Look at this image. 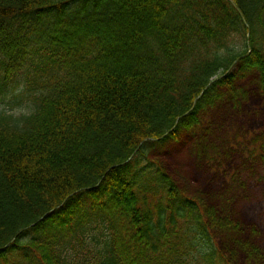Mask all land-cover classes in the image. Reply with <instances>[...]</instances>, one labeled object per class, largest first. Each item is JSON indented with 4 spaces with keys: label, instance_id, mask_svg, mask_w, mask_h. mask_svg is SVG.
<instances>
[{
    "label": "trees",
    "instance_id": "trees-1",
    "mask_svg": "<svg viewBox=\"0 0 264 264\" xmlns=\"http://www.w3.org/2000/svg\"><path fill=\"white\" fill-rule=\"evenodd\" d=\"M233 1L243 18L229 0H0V96L34 102L0 111V264H264L234 206L264 181V131L202 115L240 78L264 96V0ZM183 131L216 194L154 158Z\"/></svg>",
    "mask_w": 264,
    "mask_h": 264
},
{
    "label": "rangeland",
    "instance_id": "rangeland-1",
    "mask_svg": "<svg viewBox=\"0 0 264 264\" xmlns=\"http://www.w3.org/2000/svg\"><path fill=\"white\" fill-rule=\"evenodd\" d=\"M253 82L247 77L236 80L238 88L244 90L243 96L240 97V105L233 111L229 104L221 105L217 109H210L202 115L207 119L218 122L222 121L225 126L237 127L239 131L251 134H257L264 131V96L258 92L256 86L251 85ZM10 101L19 110L20 101L10 98ZM6 110L0 106V111ZM226 134L224 130H218L216 135ZM182 135V137H181ZM176 141L166 143L165 150H157L153 156L159 158L165 167L172 174H180L186 176L195 188L208 191L209 195L216 194L223 188L225 179L223 173L221 175L214 174L207 165H201L199 162L188 158L186 152L188 145L187 140L191 135L188 132H182ZM243 160L242 154L235 151L231 153V158L227 161V170L237 168ZM255 172L262 173L264 167L259 163L254 166ZM225 170V167H224ZM241 170V169H240ZM247 184L246 199L238 201L234 206L239 210V218L244 225H256L261 232L264 233V181L255 180V178H245ZM248 215L250 217H248Z\"/></svg>",
    "mask_w": 264,
    "mask_h": 264
},
{
    "label": "bare ground",
    "instance_id": "bare-ground-1",
    "mask_svg": "<svg viewBox=\"0 0 264 264\" xmlns=\"http://www.w3.org/2000/svg\"><path fill=\"white\" fill-rule=\"evenodd\" d=\"M229 2H230V4L232 5V6H234V1L233 0H229ZM236 4V3H235ZM237 10H238V12H239V14H240V16L243 18V14H242V12H241V10L239 9V7H238V5L236 4V6H234ZM27 43H29V41H27ZM47 76H48V74L46 73V70H42V71H40L39 72V74H38V77H39V79L40 80H44V79H46L47 78ZM34 88H32L31 90H33ZM203 97V95L201 94V96L196 100V102L200 99V98H202ZM10 98H15L16 100H18V101H20V103H21V105L22 104H24L19 110H14L15 108H17L15 105H13L12 104V102L10 101ZM196 102H195V104L194 105H196ZM226 102V101H225ZM223 105H225V104H223ZM230 105V104H229ZM239 105H240V99H239V101H235V103L234 104H232V105H230V107H231V109L233 110V111H235L236 109H237V107H239ZM0 106H2V107H4V109H6V111H8V113L10 114V115H14V116H21V115H23V114H27V113H29L33 108H34V102H33V96H32V92H27V91H25V88H21V87H17L9 96H7V97H3V96H0ZM3 111V110H2ZM178 125H179V123H177V125H176V127L175 128H177L178 127ZM183 132H188V133H190L191 134V132H189V131H183ZM241 132V131H240ZM193 134V133H192ZM169 135V133L168 134H166L162 139H161V141L163 140V139H165L167 136ZM190 138H191V135L188 137V140H187V145L191 148V150L193 151V153L194 154H196V155H198V156H200V159L205 163V162H207V159H205V157H202L200 154H198L197 153V149H195L194 147H193V143L191 142V140H190ZM160 140H158V141H153V142H159ZM142 146V145H141ZM141 146L139 147V149H138V151L140 150V148H141ZM195 150V151H194ZM137 151V152H138ZM209 162V161H208ZM207 162V163H208ZM208 167L209 166H211V165H207ZM211 168V167H210ZM206 195H208V194H206ZM204 202L206 203V205H208V206H210V207H212V208H216V206L214 205V203H213V201H212V198H211V196L209 197V196H204ZM53 212H54V210H53ZM248 217H250L249 215H248ZM71 221V220H70Z\"/></svg>",
    "mask_w": 264,
    "mask_h": 264
},
{
    "label": "water",
    "instance_id": "water-1",
    "mask_svg": "<svg viewBox=\"0 0 264 264\" xmlns=\"http://www.w3.org/2000/svg\"><path fill=\"white\" fill-rule=\"evenodd\" d=\"M234 6H236V4L234 3Z\"/></svg>",
    "mask_w": 264,
    "mask_h": 264
}]
</instances>
